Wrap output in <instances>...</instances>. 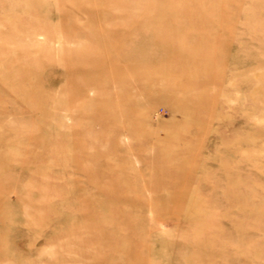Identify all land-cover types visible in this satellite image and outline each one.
Instances as JSON below:
<instances>
[{"label":"rangeland","instance_id":"rangeland-1","mask_svg":"<svg viewBox=\"0 0 264 264\" xmlns=\"http://www.w3.org/2000/svg\"><path fill=\"white\" fill-rule=\"evenodd\" d=\"M196 1L0 0V264H264V0ZM113 33L135 101L117 134L99 115L124 92L89 63ZM29 151L59 165L25 168ZM175 196L195 210L172 212Z\"/></svg>","mask_w":264,"mask_h":264},{"label":"bare ground","instance_id":"bare-ground-1","mask_svg":"<svg viewBox=\"0 0 264 264\" xmlns=\"http://www.w3.org/2000/svg\"><path fill=\"white\" fill-rule=\"evenodd\" d=\"M150 6L159 7V0H150ZM182 1V0H181ZM193 1V0H192ZM69 2L74 3L75 5L78 6L79 9L83 10V9H87L89 6L93 5V6H98V7H105L107 6V0H69ZM196 2L199 3H203L204 0H198ZM65 3V2H64ZM226 3H228V1L225 0H216V2H214L213 4H208V8H214V9H220L223 8V6H226ZM166 5V4H165ZM169 6H173L174 4H168ZM167 6V5H166ZM207 4L203 5L202 7H206ZM66 7V6H65ZM88 18H94L93 14H89L87 15ZM141 17H144L143 15L137 16L136 19H142ZM154 18H157V15H154ZM155 22V21H154ZM124 37L121 36V34H117V33H113V35L110 38H105L104 36L100 38V46H99V51H97V55L93 56L90 60L89 63L92 67V69H98L102 72H104L106 74V78L105 81L108 82L110 84L109 89L111 90L112 87L115 86H120L121 87V92H124V96L122 98H118V97H113L111 95V92L108 95V98L106 99V101L103 103L102 105V111L101 114L99 115L100 120L103 122V125L105 127L111 128L112 130L115 131V133L117 134V132L119 131V129H121L120 126H118L119 122H122L123 120H126L127 118H133L132 114L134 113V107H131V111L124 105V103H127L126 101H130L133 100L131 102H134V98L132 96V98L129 96V94H126L125 88L126 85L128 86L129 84H127V81H124V71L123 69L118 71V68L115 67L114 63L112 62V57L105 53V49L108 48V45L113 42L114 40L118 41L120 39H123ZM116 49V48H115ZM123 71V72H122ZM132 69V71H130L131 73V81H130V85H134V83H136L138 81V74H135L136 72ZM198 73L195 69H190V71L188 73H186V77L188 79H191L192 84H203L205 83V75ZM20 88H22V86H19ZM55 102V101H54ZM123 106V110H120L119 107ZM121 120V121H120ZM30 135L28 137L24 136L22 139L25 142V145L27 146H37L38 145V140L40 135H38L36 132H31L29 133ZM22 141V140H20ZM19 141V142H20ZM76 146V145H75ZM86 150V151H85ZM88 149L87 148H83V153L82 156L86 157L90 162H92L93 166L96 165V162L98 160V158L100 157L98 154H92V152H87ZM28 155L30 156L27 160L23 161V166L25 168H32L35 166H37V164H39L41 161L43 160H49L51 162V164L54 166L55 164H58V161L60 160L59 156L56 155H46V154H42V153H35V152H28ZM13 158V154H10L7 158H2L1 161L3 163V165H5L4 163L7 162L9 159ZM74 161L76 162V157L74 158ZM34 164V165H33ZM59 165V164H58ZM155 175L159 177H164L165 180L163 181V185L165 187L167 186H172L175 185L172 181V173L166 174L165 169L161 168L159 171L155 172ZM97 178V180H99L100 178H102V175H96L94 176V179ZM44 183V175H40L38 176L36 179L31 180L29 183V187L30 189L28 190V193L31 194L35 187L38 188V185L40 183ZM32 186V187H31ZM40 186V185H39ZM184 197H178L175 196L174 198H172L168 203L170 204V209H172V212L174 213H178V212H183L184 209L187 208V212L192 213L195 210V206H187L188 203L187 201L183 200ZM41 204L43 205V201L41 202ZM41 205V206H42ZM109 212L111 210V208L107 209ZM43 213L42 209L40 208V210L33 214L32 216L36 217L37 222L42 223L45 220V216L43 213V215L41 214V216L37 217L38 214ZM108 213V212H107ZM97 217V214H94L92 216V219L94 221H96L95 223V232H99V233H104L105 231V227L103 226V224L97 219L95 220V218ZM92 258L95 261V264H104L106 262V256H104V254L97 252V251H93V255H91Z\"/></svg>","mask_w":264,"mask_h":264}]
</instances>
